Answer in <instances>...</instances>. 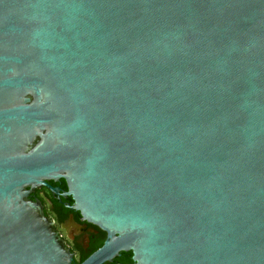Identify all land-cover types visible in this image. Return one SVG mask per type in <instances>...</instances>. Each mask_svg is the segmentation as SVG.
Returning a JSON list of instances; mask_svg holds the SVG:
<instances>
[{"label": "water", "instance_id": "1", "mask_svg": "<svg viewBox=\"0 0 264 264\" xmlns=\"http://www.w3.org/2000/svg\"><path fill=\"white\" fill-rule=\"evenodd\" d=\"M61 180L82 264H264V0H0V264H72Z\"/></svg>", "mask_w": 264, "mask_h": 264}, {"label": "flooded vegetation", "instance_id": "2", "mask_svg": "<svg viewBox=\"0 0 264 264\" xmlns=\"http://www.w3.org/2000/svg\"><path fill=\"white\" fill-rule=\"evenodd\" d=\"M64 180L50 184L60 189L55 195L47 188L34 191L31 199H38L44 207L45 215L54 223L59 237L73 257L72 264H82L99 251L108 240V233L100 227L84 221L81 213L74 208V201L67 196ZM103 264H138L133 252H120L119 255Z\"/></svg>", "mask_w": 264, "mask_h": 264}, {"label": "trees", "instance_id": "3", "mask_svg": "<svg viewBox=\"0 0 264 264\" xmlns=\"http://www.w3.org/2000/svg\"><path fill=\"white\" fill-rule=\"evenodd\" d=\"M64 185L66 186V183L64 182Z\"/></svg>", "mask_w": 264, "mask_h": 264}]
</instances>
